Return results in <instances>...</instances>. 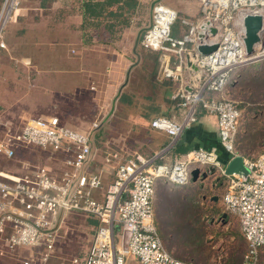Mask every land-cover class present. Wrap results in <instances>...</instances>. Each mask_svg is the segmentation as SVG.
I'll list each match as a JSON object with an SVG mask.
<instances>
[{"label": "built area", "instance_id": "obj_1", "mask_svg": "<svg viewBox=\"0 0 264 264\" xmlns=\"http://www.w3.org/2000/svg\"><path fill=\"white\" fill-rule=\"evenodd\" d=\"M22 2L0 4V48H5L3 31L16 21ZM201 8V16L183 20L184 32L174 34L176 11L160 1L152 5L151 21L139 43L159 53L157 77L173 82V98L184 113L181 119L155 116L149 125L175 138L200 113L214 115L220 144L232 158L238 155L241 110L225 93L236 68L264 57V28L251 55L244 45V18L259 14L264 27V0H201ZM203 45L216 47L202 53ZM97 127L92 122L79 132L57 115L37 116L0 136V155L8 160L28 146L49 151L60 160L50 167L27 163L21 173L0 168V257L19 264H61L53 261L55 233L64 212L73 210L97 218L84 264H197L174 256L162 242L155 190L159 180L189 183L192 168L199 166L213 167L227 178L222 204L225 212L236 216L246 241L242 264H257L260 254L264 256V152L242 157L246 175L224 174L216 148L191 149L172 164L152 163L140 155L120 158L113 152L105 168L114 176L105 182L101 171L91 169L92 133ZM111 158L117 163L113 165ZM21 248L26 255H18ZM67 264L80 262L74 256Z\"/></svg>", "mask_w": 264, "mask_h": 264}, {"label": "rangeland", "instance_id": "obj_2", "mask_svg": "<svg viewBox=\"0 0 264 264\" xmlns=\"http://www.w3.org/2000/svg\"><path fill=\"white\" fill-rule=\"evenodd\" d=\"M57 1L23 0L18 19L24 18L26 23L23 22V25L14 32L18 38L17 43L15 42L16 44L13 45L14 48L12 49L13 46L11 47L8 41L6 44L4 40L5 48L3 49H12L15 53L21 54L22 44L31 45V49L26 52L33 58L39 59L45 53L42 48L44 49L50 42L57 43L59 38L68 41V35L57 31L56 22L58 17H61L59 16L61 10L56 6ZM154 1H160L176 11L177 18L172 29L177 34L184 32L183 20H194L202 14L201 0H167L173 4L171 6L163 0ZM151 12L152 8L146 9L145 18L142 20L143 24H138L134 30V38H137L136 47L141 54L147 53L143 63L147 65V61L154 59L158 66L157 52L147 50L139 43L143 29L151 21ZM87 38L88 35H84L83 41H86ZM143 67L148 71L146 66ZM168 83L170 84V82ZM49 84L50 86L57 85V82H49ZM152 84L150 83V87L147 88L134 89L132 86L127 88V93L129 92L128 94H132L134 97L128 96L121 102H119L120 95L115 96L113 114L110 113L106 116L99 113L94 115L93 106L89 103L87 94L81 92L78 102L67 99L65 101L69 103L62 104L60 108H54V111L50 109L49 114H35L30 118L57 115L67 124L75 126L67 125V127L79 132L89 129L92 122H97L98 127L93 132V145L96 158L99 160H105L108 153L115 149L121 152H119L120 156L139 152L144 157H148L153 154V150L160 145L161 141L156 137L157 139H155L160 141L156 142L153 135L154 129L150 130L149 124L141 117V115L144 117L147 109L141 108L143 99L139 94H147L150 102L155 98L157 100L158 94L155 97L156 88H153ZM225 96L234 100L241 110L236 153L242 157L250 158L264 152V57L246 62L236 68ZM58 105L57 102L55 107ZM6 114L4 112V119L11 117ZM23 121L18 118L12 123L14 126L21 127ZM14 128L12 127L10 131ZM7 131L8 129L4 130L0 124V136ZM217 136L219 145H221L218 126ZM221 147L223 146L221 145ZM25 149H27L25 151H28L32 162H36L35 164L39 163L49 167L60 164V160H57L49 151L36 146H28ZM22 151L23 148L18 149L15 159L10 161L5 159L4 161L15 160L14 163L19 164L20 158L28 157L29 159V156ZM218 157L224 166L225 160H221L219 155ZM100 163H94L91 169H100ZM226 180V176L216 170L213 173H208L205 178L200 177L195 181L191 179L189 183L182 186L158 182L155 192L157 227L166 249L174 256L197 264H240L242 262L246 252V242L240 233L238 220L236 216L227 212L225 216H222V213L225 212L222 193L226 186ZM96 224L97 218L94 215L73 210L65 211L55 233L57 243L53 261L67 264L72 257L76 256L80 264H84ZM27 249L29 250V248ZM20 254L26 255V249L21 248L18 252V255ZM0 264L18 263L9 257H0ZM259 264H264V260L260 259Z\"/></svg>", "mask_w": 264, "mask_h": 264}, {"label": "crops", "instance_id": "obj_3", "mask_svg": "<svg viewBox=\"0 0 264 264\" xmlns=\"http://www.w3.org/2000/svg\"><path fill=\"white\" fill-rule=\"evenodd\" d=\"M163 1L170 6L173 5L167 0ZM1 2L2 0L0 4ZM153 2L154 0H58L56 6L61 10L59 12L61 17H58L56 22L57 31H62L63 35L69 36V39L64 41L59 38L57 43L50 42L44 49L42 48L45 53L39 59L33 58L26 52L31 49V45L22 44L21 54L12 50L18 40L14 32L23 25L25 19L17 17L16 21L9 22L3 31V39L13 47L11 50L0 48V124L3 129L10 131L12 127H15L12 132L17 131L20 126L13 125L12 122L15 119L24 120L23 125L32 115H47L50 109L54 111V108H60L62 104L69 103L65 101L67 99L78 102L81 92L87 94L89 103L93 106L94 115L113 114L115 96L120 95L119 102H121L128 96L134 97L127 93V88L131 86L134 89L147 88L150 87V83H153L152 87L156 88L155 97L158 94V98L150 102L147 94H139L143 99L141 108L147 109L144 117L141 115L142 119L146 120L147 124L154 116L181 119L184 111L177 106V101L173 98V82L158 78L159 65H156L154 59L147 61V65L144 64V56L147 53L141 54L136 47L137 38H134V30L138 24H143L146 9H151ZM86 34L88 38L83 41ZM152 55L155 56L154 53ZM156 56L159 58L158 52ZM143 66H146L148 71ZM49 82H57V85L50 86ZM57 102L59 105L55 107ZM4 112L11 117L4 119ZM69 126L75 127L71 124ZM148 126L150 130H153L150 125ZM153 135L154 139L160 138L156 139L161 143L148 157H144L139 152L120 156L121 152L117 149L108 153L105 160H99L95 156L94 163L101 162L100 169L96 170L101 171L105 182H110L114 176L105 168L108 166L106 159L110 158L113 152H117L120 158L140 155L150 159L152 163L172 164L179 159L178 157L185 154V152L178 153L173 150L175 145L182 144L190 150L200 147L216 148L221 160L226 162L231 159V154L219 145L214 115L200 113L198 119L175 138H170L164 132L155 129ZM157 140V143L160 142ZM22 148V152L26 153L29 159L28 157L20 158L19 166L14 163L15 160L7 162L4 161L6 158L0 155V168L21 173L26 167L25 164L33 163L28 151H25L27 149ZM117 161L116 158H111L113 165ZM199 168L201 172L208 171L205 166H199ZM96 196L101 198L99 193H96Z\"/></svg>", "mask_w": 264, "mask_h": 264}, {"label": "water", "instance_id": "obj_4", "mask_svg": "<svg viewBox=\"0 0 264 264\" xmlns=\"http://www.w3.org/2000/svg\"><path fill=\"white\" fill-rule=\"evenodd\" d=\"M156 2V1H154ZM153 2V4H154ZM152 4V5H153ZM244 28H245V35H244V45L247 55H251L254 52V45L256 42L259 41L260 36L259 33L263 30V19L259 14H247L244 18ZM144 30V29H143ZM216 45H203L199 47V50L202 53H207L214 49ZM208 172H214V168H208V171L201 172L199 167H194L191 170L192 180L195 181L196 179L201 177H205ZM240 173L242 175H246L248 170L246 166L243 164V158L240 155L233 156L229 161L224 163V174L230 173ZM226 212L222 213V216H225Z\"/></svg>", "mask_w": 264, "mask_h": 264}, {"label": "trees", "instance_id": "obj_5", "mask_svg": "<svg viewBox=\"0 0 264 264\" xmlns=\"http://www.w3.org/2000/svg\"><path fill=\"white\" fill-rule=\"evenodd\" d=\"M174 30L172 29V32H173ZM174 33V32H173ZM174 34H177V33H174ZM167 84H169L168 82H167ZM237 104V103H236ZM238 105V104H237ZM155 117V116H154ZM153 118V117H152ZM151 120V119H150ZM150 123V122H149ZM94 134V133H93ZM93 134H92V139H93ZM93 143V142H92ZM174 149V151L175 152H178V153H181V152H187V151H189L190 149L188 148V147H185V146H183L182 144H180V145H175L174 147H173ZM92 149H93V153H94V155L96 156V153H95V149H94V145L92 144ZM240 229V228H239ZM241 233V232H240ZM241 235H242V233H241ZM242 237H243V235H242ZM243 239H244V237H243ZM244 241H245V239H244ZM246 242V241H245ZM246 248H247V245H246ZM260 259H262V260H264V256L263 255H261V257L259 258V260H258V263L257 264H259V261H260ZM16 262V261H15ZM18 264H19V262H17ZM240 264H242V262L240 263Z\"/></svg>", "mask_w": 264, "mask_h": 264}]
</instances>
